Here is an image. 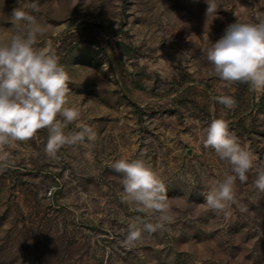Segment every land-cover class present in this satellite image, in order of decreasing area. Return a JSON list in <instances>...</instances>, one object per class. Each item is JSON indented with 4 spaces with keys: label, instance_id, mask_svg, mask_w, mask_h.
Segmentation results:
<instances>
[{
    "label": "rangeland",
    "instance_id": "1",
    "mask_svg": "<svg viewBox=\"0 0 264 264\" xmlns=\"http://www.w3.org/2000/svg\"><path fill=\"white\" fill-rule=\"evenodd\" d=\"M215 2L217 14L208 18L207 0H0V38L15 32L13 9L34 16L45 30L38 46L60 58L69 103L96 133L56 158L44 152L47 129L6 149L0 264H264V193L254 184L264 168V95L249 88L240 96L203 51L232 23L264 21V0ZM116 41L133 48L122 73ZM218 95L236 106L216 102ZM213 119L225 120L255 157L247 181L236 180L238 203L228 218L207 210L203 195L234 174L202 144ZM74 131L75 124L65 128ZM121 158L142 159L160 175L174 216L133 249L123 246V219L156 223L158 214L122 202V175L107 166Z\"/></svg>",
    "mask_w": 264,
    "mask_h": 264
},
{
    "label": "clouds",
    "instance_id": "2",
    "mask_svg": "<svg viewBox=\"0 0 264 264\" xmlns=\"http://www.w3.org/2000/svg\"><path fill=\"white\" fill-rule=\"evenodd\" d=\"M207 3V17L215 18L218 9L215 0ZM11 23L14 34L0 38V162L7 164L8 147L33 139L43 129L49 133L44 147L49 158H56L64 146L84 144L85 140L94 142V129L80 122L81 110L69 103L71 81L60 58L50 46H38L44 28L19 7L13 9ZM207 27L206 24L205 30ZM203 51L215 75L226 85L246 83L252 92L264 95V21L232 23L219 40ZM214 100L228 109L236 106L230 95H218ZM69 124H75L78 131L66 133ZM201 139L205 148L213 149L232 167L234 174L213 181L203 193L206 209L228 218L232 206L238 203L236 180L247 181L255 157L231 134L223 119H213ZM107 166L122 175V202L149 216L158 214L156 223L123 219L127 223L124 247L133 249L145 231L155 232L174 222L165 182L142 159L121 158L108 162ZM254 184L264 193V168L257 169Z\"/></svg>",
    "mask_w": 264,
    "mask_h": 264
},
{
    "label": "trees",
    "instance_id": "3",
    "mask_svg": "<svg viewBox=\"0 0 264 264\" xmlns=\"http://www.w3.org/2000/svg\"><path fill=\"white\" fill-rule=\"evenodd\" d=\"M70 36H72L71 33L66 35L64 38V41L67 42L68 39L70 38ZM63 44H64V42H63ZM114 46L118 51L117 66H118V69L120 70V73H122L123 71H126L124 58L132 56L133 48L130 45L125 44L123 41H116L114 43ZM237 84H238L240 96L244 95L247 92V90L249 89V85L246 83H237ZM239 99H241V98H239Z\"/></svg>",
    "mask_w": 264,
    "mask_h": 264
}]
</instances>
